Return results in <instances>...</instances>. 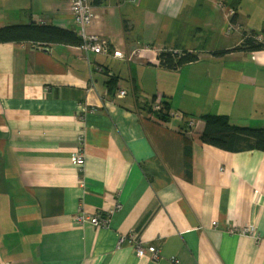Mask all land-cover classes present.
I'll return each mask as SVG.
<instances>
[{
    "label": "crops",
    "instance_id": "0c3cea01",
    "mask_svg": "<svg viewBox=\"0 0 264 264\" xmlns=\"http://www.w3.org/2000/svg\"><path fill=\"white\" fill-rule=\"evenodd\" d=\"M71 3L0 0V27L71 30ZM94 6L86 33L108 53L0 43V264H264V151L201 138L204 114L264 127V49H236L245 34L264 38V0ZM162 51L200 55L170 69ZM154 98L170 103L168 119ZM104 212L108 225L90 222ZM136 241L159 258L138 256Z\"/></svg>",
    "mask_w": 264,
    "mask_h": 264
},
{
    "label": "trees",
    "instance_id": "16d2710c",
    "mask_svg": "<svg viewBox=\"0 0 264 264\" xmlns=\"http://www.w3.org/2000/svg\"><path fill=\"white\" fill-rule=\"evenodd\" d=\"M106 0H95V5H101ZM255 33L245 34L241 46L236 49L248 51L264 49L263 41L256 38ZM53 42L81 46L83 39L74 30L59 28L52 25H42L36 22L30 24H16L0 27V43L7 42ZM230 52V49L215 51L213 55L222 56ZM199 53L190 51H162L159 55L160 63L170 69L178 68L184 64L197 61ZM119 76L112 75L109 92H113L119 82ZM156 101V98H154ZM162 109L154 111L158 117L165 120L170 116V103L162 101ZM201 118L205 121L204 130L201 133L202 140L210 145L227 151H264V127L239 126L231 122L226 114H204ZM101 214V213H100Z\"/></svg>",
    "mask_w": 264,
    "mask_h": 264
},
{
    "label": "built area",
    "instance_id": "2783aa9c",
    "mask_svg": "<svg viewBox=\"0 0 264 264\" xmlns=\"http://www.w3.org/2000/svg\"><path fill=\"white\" fill-rule=\"evenodd\" d=\"M95 5V0H72L71 3V11L74 16L75 22L73 25L72 30H74L79 36L82 37L83 39V44L80 46L84 52L85 56L88 60H90L93 56L99 53H108L110 45L109 43L102 38H99L98 36H93V35H88L86 33V28L88 24L92 21L93 15H94V6ZM256 38L259 41H263V37L260 35H256ZM139 52L135 51L134 53L132 52L127 56L128 59H133L135 55H137ZM114 57H119V58H124L126 57V53L123 52L122 50H115L113 52ZM91 85L94 87V82H91ZM128 94V90L126 89H121L119 91V96H124ZM162 101H155V104L153 106L154 111H158L162 109ZM178 117L182 118L183 116L181 114H176ZM189 125L192 126L194 125V121L190 120ZM75 162L78 165H84L85 164V158L82 155H77L73 158ZM111 218V214H105L104 213H99L96 215H93L90 218V222L93 225L97 226H106L109 224ZM254 231L253 228H244V231ZM125 238H121L120 243L123 242ZM131 240H136L135 235L131 236ZM137 242V241H136ZM136 254L138 256H143L147 252H150L152 254L153 258H159L160 256V250L156 246H149L148 248L145 247L143 244L140 242H137L136 244ZM175 264H179L178 259H174Z\"/></svg>",
    "mask_w": 264,
    "mask_h": 264
},
{
    "label": "rangeland",
    "instance_id": "374dc122",
    "mask_svg": "<svg viewBox=\"0 0 264 264\" xmlns=\"http://www.w3.org/2000/svg\"><path fill=\"white\" fill-rule=\"evenodd\" d=\"M100 54V53H99ZM128 94H129V91H128ZM154 104H155V101L153 102V106H154ZM249 127H253V126H249Z\"/></svg>",
    "mask_w": 264,
    "mask_h": 264
}]
</instances>
